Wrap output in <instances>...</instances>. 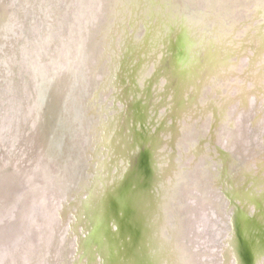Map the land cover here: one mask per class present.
<instances>
[{
  "label": "bare ground",
  "instance_id": "6f19581e",
  "mask_svg": "<svg viewBox=\"0 0 264 264\" xmlns=\"http://www.w3.org/2000/svg\"><path fill=\"white\" fill-rule=\"evenodd\" d=\"M20 1L0 264H264V0Z\"/></svg>",
  "mask_w": 264,
  "mask_h": 264
},
{
  "label": "rangeland",
  "instance_id": "374dc122",
  "mask_svg": "<svg viewBox=\"0 0 264 264\" xmlns=\"http://www.w3.org/2000/svg\"><path fill=\"white\" fill-rule=\"evenodd\" d=\"M0 1L6 3L7 5L9 3V6L11 7V9L13 11H16L17 8L20 6V3H21L20 0H0ZM61 5H62V3H61ZM60 9L64 10L65 7L60 6ZM62 12H63V14H62V20H61L60 26H58L54 30H51L50 39L45 41L42 44V46L44 48V53H49V51L53 52L52 51L53 46L61 38V37L59 38V35L63 32V31H61V29H64L66 27L65 25L70 23L76 14L72 10L68 14H65L64 11H62ZM19 18H20L21 24L23 25V32L25 31L26 32L25 34H27V36L30 35V37H29L30 40L35 41V43L38 44L40 42L41 36L44 33L45 28H46L44 25V19H42L39 15H36L34 13V11L31 9L28 11H24L22 13L21 17H19ZM30 24H31V26H30ZM247 64H248V62L246 63V65ZM11 67L13 68L11 70H14V72L12 71L13 74L11 73L12 80H10L11 81L10 86L7 85V81L4 78L1 79L2 78L1 75H3V72L0 73V147H1V149H0V161H2L4 159V157H3V159H1L3 151L5 152V154L8 153L9 158H11V159L17 158L16 150H18V149H17V147L14 149H9V147H8L9 143L7 142V135L10 134L8 132H10V130L12 129V125L14 124V123H12L13 119H14V115L16 114V109L14 106L17 104H20L19 105L20 107L18 108V110H19V114H22L23 110L21 108H22V106L24 107L25 104L27 105V101H28L27 95L25 93L22 94L25 86H24V80L22 79V76H20V73H22L20 71L21 68H19L17 66V64L12 65ZM3 80H5V81H3ZM171 87H173V86H171ZM17 92H18V94H17ZM6 159H7V157H6ZM6 159H4L5 163H4V161H2L1 163L6 165L7 164ZM15 187L20 188L17 185ZM27 195H26V197H27ZM23 207H24V205L21 206V208H23ZM19 231H20V228L16 232V234L19 233Z\"/></svg>",
  "mask_w": 264,
  "mask_h": 264
},
{
  "label": "water",
  "instance_id": "95a60500",
  "mask_svg": "<svg viewBox=\"0 0 264 264\" xmlns=\"http://www.w3.org/2000/svg\"><path fill=\"white\" fill-rule=\"evenodd\" d=\"M8 180L10 181V178H9ZM38 182H39V181H38ZM1 186H2V183H1V181H0V188H1ZM129 188H130V190L135 189L133 184H128V189H129ZM132 192H133V191H132ZM132 192H131V193H132ZM167 195H168V194H167ZM199 220H200V219L197 220V225H199V222H200ZM198 221H199V222H198ZM203 231H204V230H203ZM201 233H203V232H201ZM181 254H182V261H184L183 264H185V257H183V251H182Z\"/></svg>",
  "mask_w": 264,
  "mask_h": 264
},
{
  "label": "flooded vegetation",
  "instance_id": "af4514ba",
  "mask_svg": "<svg viewBox=\"0 0 264 264\" xmlns=\"http://www.w3.org/2000/svg\"><path fill=\"white\" fill-rule=\"evenodd\" d=\"M5 77L7 78V75H5ZM7 123V122H6ZM9 138H10V135H9ZM20 149V148H19ZM17 152L19 153L20 152V150H17ZM18 153H17V156H18ZM6 156V154H5V152L3 151L2 152V156H1V159L3 158V157H5ZM6 224H7V222H5Z\"/></svg>",
  "mask_w": 264,
  "mask_h": 264
}]
</instances>
